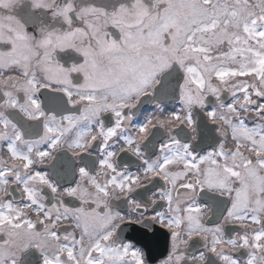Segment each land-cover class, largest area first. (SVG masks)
Segmentation results:
<instances>
[{"label": "flooded vegetation", "instance_id": "flooded-vegetation-1", "mask_svg": "<svg viewBox=\"0 0 264 264\" xmlns=\"http://www.w3.org/2000/svg\"><path fill=\"white\" fill-rule=\"evenodd\" d=\"M174 3L0 0V245L11 229L23 241L29 236L33 246L21 264L42 237L49 247L85 237L110 241L107 264L118 261L120 247L132 260L137 247L118 235L123 225L168 232L167 255L156 264H204L210 254L222 264H264L261 202L235 196L247 176H264V152L244 137L248 129L237 134L233 127H264L248 122L260 117L264 98L249 99L247 79L222 58L227 47L215 51L224 45L217 29L208 31L217 43L199 40L192 26L170 36ZM171 44L201 46L211 72L216 65L229 70L225 89L209 74L191 80L190 68L170 61ZM174 64L184 77L179 99L167 101L168 89L157 87ZM248 76L263 91L264 70ZM200 116L220 137L204 149L195 147ZM215 195L227 206L209 223Z\"/></svg>", "mask_w": 264, "mask_h": 264}, {"label": "rangeland", "instance_id": "rangeland-1", "mask_svg": "<svg viewBox=\"0 0 264 264\" xmlns=\"http://www.w3.org/2000/svg\"><path fill=\"white\" fill-rule=\"evenodd\" d=\"M200 4L198 5V2ZM179 3H174L170 6V15H169V27L174 35L183 28L188 26L194 27L193 32L199 34L198 38L204 42H214L217 43L214 39L213 33H210L209 36L205 37L208 31L217 29L218 40L223 42L224 45L229 46L228 54L222 55V51L218 50L222 55V58H229L230 62L233 63L234 67L232 68V74L239 75L242 72L244 73H253L255 76L261 75L263 73L264 67V0H178ZM171 10H178L181 13L171 12ZM206 29L207 31H204ZM175 33V34H174ZM171 41V37H170ZM199 49H202L201 46H198ZM198 47H192L191 51H182L178 45H170V61L178 60L182 62L184 67L188 70L190 68V73L192 75L191 80H196V74H209L207 79L216 78L219 80L218 85L221 89H225L226 82H228L229 73L228 69L221 68L211 72L210 66L206 63L211 62L210 55L205 56L204 50L200 55ZM196 48V49H195ZM219 54V57H220ZM212 58V57H211ZM193 62V64H192ZM224 64V61L220 62ZM192 64V65H191ZM247 74L244 76L247 77ZM212 77H211V76ZM204 77V75H202ZM203 77H200L198 80L202 82ZM243 77V78H246ZM246 84L250 85L247 88V94L249 99H252V94L261 99L264 98V79L262 82L263 91L259 90L257 87V80L255 77L248 76ZM213 81V80H211ZM240 83L236 81V85ZM245 87V86H244ZM235 90H239L238 86L235 87ZM255 102L257 100H254ZM260 110L263 111V114L260 117H256L253 120L248 122H257V124L264 123V105L260 107ZM263 115V118H262ZM243 117L247 118L246 113ZM233 127H236L237 134H240L242 128L248 129L252 135L244 136L249 140L253 141L262 152H264V127L253 126L249 128L247 125L234 123ZM263 128V129H262ZM239 132V133H238ZM245 133H247L245 131ZM257 137H255V136ZM260 152V151H259ZM264 154V153H263ZM254 178L248 177L246 179V184L244 185L241 191H237L235 196L238 199L245 200L246 196L250 198H255L257 201L261 202L260 208L261 215L264 213V176H257L255 173ZM262 180V181H261ZM258 205V203H256ZM251 215V214H250ZM249 215V218H250ZM253 219V218H252ZM99 227V229H98ZM97 229L93 230L94 233L98 235L101 234V226H98ZM83 231L84 234L91 233L92 227L90 225H85L81 223L79 230ZM72 232L71 230L67 233ZM7 242L3 245H0V258L7 257L9 261L7 264H21V254L28 247L33 246V243H30L29 236L23 241L20 235L13 229L9 230ZM257 233V232H256ZM255 234V232H253ZM258 236V233H257ZM29 239V240H28ZM36 246L39 249H43L42 253L45 255L43 264H107L109 249L106 250L109 242H99L100 240H89L88 237H85L82 240L77 242L67 241V240H57L51 242V247L48 246V242L43 241V237L40 240H37ZM76 244V245H75ZM103 245V247L101 246ZM35 246V245H34ZM135 256L130 260L128 258L127 248L120 247L119 254L120 257L118 261L112 262L110 264H147L145 254L141 251L138 245ZM41 262V263H42ZM158 264H171L167 260H162Z\"/></svg>", "mask_w": 264, "mask_h": 264}, {"label": "water", "instance_id": "water-1", "mask_svg": "<svg viewBox=\"0 0 264 264\" xmlns=\"http://www.w3.org/2000/svg\"><path fill=\"white\" fill-rule=\"evenodd\" d=\"M184 73L177 64L163 75L162 82L157 87V93L162 90V84L164 89H168V97L165 98L167 101H176L179 99L180 84L183 81ZM252 115H249L251 118ZM199 129L200 137L199 140L195 142L196 149H204L208 146L216 145L219 142V138L214 133L209 134V129H211V124L208 122L207 118L199 119ZM215 138V139H214ZM219 204L214 203L212 209V216L209 218V223H217L221 220L224 215L225 208L227 206V201L221 198L219 195H215ZM128 225H123L118 230V235L123 239H130L137 245L141 246L145 252L147 259L150 264H155L159 259L165 257L168 252L169 247V234L163 228H158L152 233H148L141 228L132 227L130 229L126 227ZM199 243L196 239L191 242V246H197ZM192 248V247H191ZM40 253L36 249H32L26 254H24L23 260L24 264H36L40 261ZM183 264H194L190 262H184ZM204 264H222L218 259H216L212 254H210L209 259Z\"/></svg>", "mask_w": 264, "mask_h": 264}, {"label": "trees", "instance_id": "trees-1", "mask_svg": "<svg viewBox=\"0 0 264 264\" xmlns=\"http://www.w3.org/2000/svg\"><path fill=\"white\" fill-rule=\"evenodd\" d=\"M204 31H207V30L204 29ZM202 36H205V37L207 36V37H208V36H209V33H207L206 35H202ZM207 42H208V41H207ZM226 47L229 49V46H227V45H223V46L220 47V50H221V51H225V48H226ZM215 51H218V50H215ZM223 61H224V60H223ZM232 65H233V63H232ZM233 66H234V65H233ZM216 67H217V65H216ZM263 70H264V67H263ZM249 74L251 75V72H249ZM254 76H255V75H254ZM243 77H246V76H244V73L242 72L241 75L239 76V79H246V78H247V77H246V78H243ZM263 100H264V99H263ZM262 114H263V112H262Z\"/></svg>", "mask_w": 264, "mask_h": 264}]
</instances>
